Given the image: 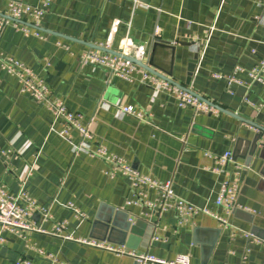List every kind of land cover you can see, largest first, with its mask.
<instances>
[{"label":"crops","instance_id":"obj_1","mask_svg":"<svg viewBox=\"0 0 264 264\" xmlns=\"http://www.w3.org/2000/svg\"><path fill=\"white\" fill-rule=\"evenodd\" d=\"M39 28L42 38L11 25L0 31V184L14 195L24 188L50 218L43 212L31 218L43 233H6L0 264L21 257L31 264H161L140 263L92 241L166 262L186 255L190 264H264V82L248 75L264 58V0H51ZM126 35L145 48L142 62L215 105L218 115L179 107L172 94L143 84L140 74L128 82L81 62L89 49L108 44L116 51ZM2 58L30 68L81 116L93 135L86 149L77 151L78 131L61 135V121L20 91ZM237 67L241 83L228 84ZM118 105L133 106L145 119ZM98 144L226 222L204 213L180 222L173 210L127 204L136 198L129 180L108 176V163L87 151ZM225 152L232 161L214 172L211 155ZM224 180L238 184L229 212L215 203ZM156 197L148 192V199ZM116 211L128 216L133 232L107 221ZM61 221L66 227L58 234Z\"/></svg>","mask_w":264,"mask_h":264},{"label":"built area","instance_id":"obj_2","mask_svg":"<svg viewBox=\"0 0 264 264\" xmlns=\"http://www.w3.org/2000/svg\"><path fill=\"white\" fill-rule=\"evenodd\" d=\"M51 0H40L37 5L26 4L17 0H6V10L0 14V31L6 25H11L14 28L22 31L25 35L33 34L42 38L39 28V22L45 13L47 6ZM137 2V0H134ZM26 21L29 22L26 24ZM30 26V27H29ZM108 44L97 49H89L80 56L82 63H90L98 65L107 70L110 76L121 78L125 81L132 82L134 74H140V80L143 84L150 86L154 90L166 91L174 96L179 107H191L197 113H208L218 115V108L197 97L189 90L181 88L171 82L158 77L157 75L147 71L138 66L128 57L135 60H140L145 55V48L141 45L135 44L129 36H124L115 51L117 54L109 53ZM2 68L14 76L19 84L20 91L31 96L35 101L42 104L51 114L55 120H60L62 129L60 134L64 137L70 136L71 130H76L80 134V142L77 146V151L87 148V144L92 140L93 135L89 129V125L82 122L81 116L73 113L65 106L61 98L54 96L45 84V82L38 78L36 74L24 64L12 59L2 58ZM243 71L242 68L237 67L234 73L227 76V83L239 82L235 76L237 72ZM248 75L253 81L264 82V58L259 61V64L248 71ZM118 109L128 115H131L139 120H144L145 116L142 112L130 105H118ZM90 155L102 158L109 165V170L106 174L114 176L120 174L126 177L131 186V190L135 195V199L127 201V204H135L139 206H146L151 210L167 211L173 210L179 221L184 222L189 217L198 213L210 215L222 223L226 220L217 216L207 208L197 207L185 200L177 197L170 182H159L147 175L141 174L132 169L126 161L115 155L109 154L102 144H98L93 151L87 149ZM217 165L213 171L219 172L232 161L230 152H225L221 155H211ZM155 191L157 197L154 200L148 199V192ZM238 191L237 181L224 180L221 185L219 195L216 198V205L223 206L227 212L236 207L235 200ZM43 212V218L48 219L47 210L39 206L34 199L21 187L17 194H10L3 185L0 184V244L5 242L6 233L22 235L24 231L44 232L36 223L31 221L34 214ZM66 227V222H58L55 226V232L61 233ZM55 233V234H56ZM66 239H73L71 235H64ZM82 242H88L81 240ZM89 244L98 246L114 252L117 255L133 256L138 262H156L161 264H190L189 258L186 255H177L172 261L166 262L164 260L156 259L152 256L135 254L123 247H111L103 243L88 242ZM39 253H42L39 250ZM54 263L56 259L52 258ZM15 264H31L25 258H19ZM67 264V263H62Z\"/></svg>","mask_w":264,"mask_h":264},{"label":"water","instance_id":"obj_3","mask_svg":"<svg viewBox=\"0 0 264 264\" xmlns=\"http://www.w3.org/2000/svg\"><path fill=\"white\" fill-rule=\"evenodd\" d=\"M156 46V45H154ZM98 49V48H97ZM109 53H113V54H117L115 51H111V50H105ZM127 59L131 60L132 62H134L135 64H137L138 66L146 69L147 71L157 75L158 77L165 79L169 82H171L174 85H177V83H175L173 80L170 79V74L163 76L162 74L158 73L155 69L154 66L151 63L145 64L144 62L140 61V60H135L133 58L128 57ZM190 91V90H189ZM191 93H193L194 95H196L197 97L203 99L201 96H199L198 94H196L195 92L190 91ZM205 100V99H203ZM259 129V128H258ZM261 130V129H259ZM262 131V130H261ZM260 136L261 133L257 134L254 139L250 142V152L249 155H252L254 153V150L256 149L258 143H260ZM264 144V142H263ZM114 212V211H113ZM118 214H120V217H122V221H117L116 218L118 217ZM115 218L114 220H107L108 222H110L113 226H118L119 228L123 229V230H130V232L134 231V226L131 224L130 221H128V216L126 214L121 213L120 211H116L115 213ZM137 263V262H136ZM138 264V263H137Z\"/></svg>","mask_w":264,"mask_h":264}]
</instances>
